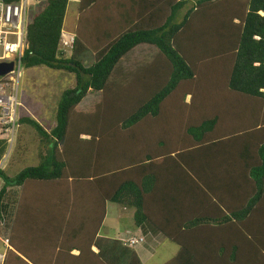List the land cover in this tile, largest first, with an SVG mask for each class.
Segmentation results:
<instances>
[{
  "label": "trees",
  "instance_id": "trees-1",
  "mask_svg": "<svg viewBox=\"0 0 264 264\" xmlns=\"http://www.w3.org/2000/svg\"><path fill=\"white\" fill-rule=\"evenodd\" d=\"M190 1L79 0L70 56L59 49L69 0H46L33 15L23 65L74 73L76 84L62 92L50 131L30 116L20 118L49 150L14 177L0 168V218L10 229L18 221L26 226L29 239L35 218L28 201L58 187V204L38 223L40 238L46 235L34 244L35 255L10 234L1 264H146L135 246L149 232L178 247L164 264H264L258 226L264 222V0H192L177 21ZM203 9L206 18L191 28ZM143 43L156 47L160 59L116 79L122 59ZM90 49L94 61L85 65L81 55ZM89 92L101 93L95 110L77 111ZM3 141L0 161L8 153ZM68 181L78 184L74 205L69 192L59 193L71 189ZM107 201L135 208L143 236H100ZM129 237L143 240L129 244ZM213 244L228 259L210 257ZM54 245L56 259L44 262L40 251Z\"/></svg>",
  "mask_w": 264,
  "mask_h": 264
},
{
  "label": "rangeland",
  "instance_id": "rangeland-1",
  "mask_svg": "<svg viewBox=\"0 0 264 264\" xmlns=\"http://www.w3.org/2000/svg\"><path fill=\"white\" fill-rule=\"evenodd\" d=\"M79 3H80L79 0H69L68 8H67L68 12L65 15L64 26H63L65 29L72 31L75 34H76V28L80 14ZM45 4H46V0L35 1L32 4L30 19H32L33 15L39 12L45 6ZM194 4L195 2L191 0L186 5V7L179 12L177 21H181L184 14L188 11V9L192 8ZM73 13L74 16H76V20L75 17L73 16ZM206 15H207L206 9L197 12L193 17V19L191 20V28L197 23V20L200 19L201 17L205 19ZM180 42H182V44L185 45L190 44L188 38L181 39ZM93 53H94V49H90L81 55V59L85 65H89L94 61ZM70 55H71V51L67 53V56ZM159 56L160 55L156 47L145 43L140 44L136 46L130 53H128L126 57L122 59L120 65L118 66L119 69L114 77H116V79H121L122 75L124 76L125 74H127L126 72L133 70L138 65L147 62H155V60H157L158 58L160 59ZM155 67H156L155 69L157 70L158 64H156ZM22 70L23 73L20 81V101L22 102L23 106L20 108V115L21 117L30 116L34 118L46 130L50 131L56 125V111H57L58 101L61 97L62 92L65 89L74 87L76 84L75 74L63 70L51 69L46 66H36L29 68L23 66ZM157 73L158 71H156V74ZM218 83H220V81ZM210 84L209 85L212 90H210L209 92L213 93L214 84L212 83ZM218 88L219 87H217V89ZM100 98H101L100 92H95V93L89 92L87 96L77 106L76 110L86 113H91L95 110L96 108L95 105L100 101ZM184 102L190 103V96H186ZM235 109L236 110L234 113L236 114L239 113L241 110L240 107L238 108V110L237 107ZM228 115L233 116L232 113L230 112ZM230 123L231 124L235 123V120L231 119ZM227 128L231 129L230 126H227ZM143 131H144L143 133L144 137L147 138L146 137L147 134L152 133L153 130L151 126L147 125L145 130ZM155 132L161 133V131H157V128ZM172 133L176 135L177 132H172ZM0 140H4V139H0ZM176 142L177 141H175L174 143ZM4 143L7 145L6 150L8 153H5V157L4 156L2 157L0 161V168L3 169L5 174L9 177H14L16 174H18L21 170H23L27 166H35L38 163H40L41 156L46 155L47 151L49 150L47 148L46 143L42 142L41 137L39 136V133L36 131V129L27 123H20V126L16 132V139L11 146L7 143V141H5ZM165 155L169 156V154H165ZM2 183L3 180L0 178V187ZM69 183L71 189H67V191L62 189V191H59V193L66 194L69 192L68 197L70 198V202L71 203L73 202L74 205L77 203V201L75 199V194H73V192L74 193L78 192V187H77L78 184L77 183L73 184L72 181L70 182L68 181V184ZM75 185L77 188H74ZM247 188L248 186L244 185L242 186L241 190H246ZM57 189L59 188L58 187L48 188V190L45 191L46 192L45 194H42L43 191L41 192L37 191L36 196L40 198H36L35 196L33 200L30 199L28 201L29 205H32L30 206V208L32 211V215H34L35 218L34 225H31L30 227V224H28L29 227L28 229L30 230L32 229L31 230L32 237L30 236L29 239H27V236L25 237L24 234L26 226L24 227L22 226V224H19L20 223L19 221L17 225H14V222L16 221L15 219H17L15 218L16 211L18 209L19 203H21V200L19 201L18 205L14 204V208L12 209L13 214L15 213V216L13 215L11 220V225L12 226L14 225L13 226L14 229H12L13 227H11L10 229V225H7L6 224L7 222L1 220L0 218V237H1L0 254L6 253L8 249V245L6 244L5 240L2 238H8L9 235L11 234V237H13L14 239L21 240V245H26L30 254L35 255L32 249H36L37 247L34 244L42 243V241H45V237L43 238V236L46 235V233L44 232L42 234V238H40L39 236L40 227L38 223L41 220H43V217L47 216L50 212L56 210L58 202L57 204H54V199ZM14 190L17 189L14 188ZM10 200L11 199H9V202H11ZM64 205L61 206L63 210H65ZM73 205L72 204L67 205L66 211L70 210L71 206ZM105 208L107 215L105 220L103 221V224L101 225L99 234L118 237L119 233L120 235L122 234V236L127 233L129 235H132L134 233V229L136 228L134 221L135 208L124 207L120 203L111 202V201L106 202ZM55 214L57 213H54V215ZM41 224H44V222H42ZM17 227L18 230L16 229ZM262 231L263 230H261V232ZM69 232L70 231H66L65 235L68 236ZM138 234L139 235L137 236H142L140 230L138 231ZM18 236L20 237L18 238ZM34 238L36 241L34 240ZM69 239L70 238L66 239V241H68ZM152 246L154 247V245ZM261 246L264 248V242L261 244ZM53 247L56 250L55 245ZM49 249L50 247L46 246V250L44 251L42 250L43 252L40 251L41 254L39 255L42 256V258L46 259L44 261L46 263L53 262V260L56 259V255H52L50 253L45 252L48 251ZM177 252H178L177 245L167 240L166 238H163L162 241L159 242L157 250H155V252L152 253L151 256L145 258V263L164 264L170 261L173 257H175ZM262 252L264 253V249L262 250ZM1 258L3 260V257L1 256L0 261ZM30 264L32 263L30 262Z\"/></svg>",
  "mask_w": 264,
  "mask_h": 264
},
{
  "label": "built area",
  "instance_id": "built-area-1",
  "mask_svg": "<svg viewBox=\"0 0 264 264\" xmlns=\"http://www.w3.org/2000/svg\"><path fill=\"white\" fill-rule=\"evenodd\" d=\"M39 0H0V62L14 63L13 69L0 76V139H6L11 146L20 126V81L23 73L22 56L27 43V28L30 22L32 4ZM75 33L62 29L59 49L72 51ZM142 238L129 237L125 242L135 244ZM4 255L0 254V257ZM1 261L2 258H1Z\"/></svg>",
  "mask_w": 264,
  "mask_h": 264
},
{
  "label": "crops",
  "instance_id": "crops-1",
  "mask_svg": "<svg viewBox=\"0 0 264 264\" xmlns=\"http://www.w3.org/2000/svg\"><path fill=\"white\" fill-rule=\"evenodd\" d=\"M67 12H68V9H67ZM73 16H74V13H73ZM75 17V20H76V16H74ZM74 17H73V19H74ZM67 30V29H66ZM70 31V30H69ZM72 32V31H71ZM190 96V95H189ZM190 101H191V97H190ZM248 178V177H247ZM243 179H244V177H243ZM248 183V182H247ZM250 185V184H249ZM244 197H242V203H243V206L245 205V194H242ZM261 206V205H260ZM106 215H107V213L105 214V218H106ZM105 218H104V220H105ZM103 220V221H104ZM103 224V223H102ZM258 226H259V228H262V230H264V222L263 223H261V224H258ZM141 231V235L143 236V233H142V228H135L134 229V233L132 234V235H134V236H137V235H139L138 234V231ZM264 232V231H263ZM100 236H103V237H107V238H120L121 236H122V234L120 235V233H119V236L118 237H112V236H108V235H101V234H99ZM1 238V237H0ZM164 237L163 236H161V235H159V234H151L150 232H149V238L147 239V240H144V242H142L141 244H138V245H136L135 246V248H136V250H137V252H138V254H139V256L141 257V259L145 262V258H148L149 256H151V254L152 253H154L155 252V250H157V248H158V245H159V242H161L162 241V239H163ZM2 239H4L5 240V242H6V244L9 246V243H8V239L7 238H2ZM152 245H154V247L152 246ZM50 247V249L48 250V251H45V252H47V253H50V254H52V255H56L57 254V252H58V247H56V250L54 249V247L52 246H49ZM93 249L95 250V251H98V249L96 248V247H93ZM155 249V250H154ZM220 247L219 246H217L216 247V244H213L212 246H211V248H209L208 249V251H207V254H209V256L210 257H213V259H220V257H222V258H227L228 259V257L230 256V253H220ZM36 250L37 249H33V252H35L36 253ZM44 250H46V247H44ZM43 250V251H44ZM217 251V252H216ZM72 253L73 254H78L79 253V251L77 250V249H74V250H72ZM221 258V259H222ZM226 261H224V262H222V263H220V264H226L225 263Z\"/></svg>",
  "mask_w": 264,
  "mask_h": 264
},
{
  "label": "water",
  "instance_id": "water-1",
  "mask_svg": "<svg viewBox=\"0 0 264 264\" xmlns=\"http://www.w3.org/2000/svg\"><path fill=\"white\" fill-rule=\"evenodd\" d=\"M14 63L11 62H0V76H3L13 69Z\"/></svg>",
  "mask_w": 264,
  "mask_h": 264
},
{
  "label": "clouds",
  "instance_id": "clouds-1",
  "mask_svg": "<svg viewBox=\"0 0 264 264\" xmlns=\"http://www.w3.org/2000/svg\"><path fill=\"white\" fill-rule=\"evenodd\" d=\"M11 62V61H10ZM21 118V117H20ZM20 122V121H19ZM4 157H5V154H4ZM1 255H4V253L3 254H1ZM4 259V258H3ZM1 263L3 262V261H0Z\"/></svg>",
  "mask_w": 264,
  "mask_h": 264
}]
</instances>
